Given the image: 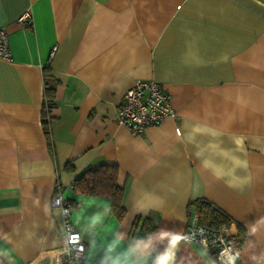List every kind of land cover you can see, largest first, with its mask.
<instances>
[{"label":"crops","instance_id":"0c3cea01","mask_svg":"<svg viewBox=\"0 0 264 264\" xmlns=\"http://www.w3.org/2000/svg\"><path fill=\"white\" fill-rule=\"evenodd\" d=\"M26 9L32 23L21 26L16 18ZM0 25L11 54L0 59V250L14 264H55L63 222L51 205L57 183L73 203L85 264L108 257L140 264L146 256L153 264L169 247L161 234H182L195 215L188 202L197 198L230 218L237 264H264V0H0ZM45 66L56 79L48 135ZM136 79L159 82L175 110L141 134L115 120ZM238 136L243 152L233 143ZM224 150L248 161L235 172L242 186L203 166L208 159L227 172ZM99 164L117 166L121 219L107 197L72 189L73 179ZM145 217L153 223L147 232ZM175 264L222 263L199 243L181 241Z\"/></svg>","mask_w":264,"mask_h":264},{"label":"built area","instance_id":"2783aa9c","mask_svg":"<svg viewBox=\"0 0 264 264\" xmlns=\"http://www.w3.org/2000/svg\"><path fill=\"white\" fill-rule=\"evenodd\" d=\"M16 22L21 26L31 25L32 16L29 9L22 11L16 18ZM55 50L56 46H53L48 55V62L54 56ZM10 58L8 30L6 26L0 25V59L9 60ZM167 115H175L168 91L153 79H136L124 90L115 120L118 124L127 126L131 133L141 134L147 127L158 124ZM73 182L74 179L71 186ZM51 205L60 209L63 219L62 239L56 252L55 264H85L86 245L70 219L73 203L63 196L58 183L51 192ZM227 227L221 226L215 229L200 225L197 223L195 214L185 226L182 234L187 236V240L195 241L212 250L215 258L220 263L226 264L225 250L233 255L239 253L240 250L239 239L230 238L226 233Z\"/></svg>","mask_w":264,"mask_h":264},{"label":"trees","instance_id":"16d2710c","mask_svg":"<svg viewBox=\"0 0 264 264\" xmlns=\"http://www.w3.org/2000/svg\"><path fill=\"white\" fill-rule=\"evenodd\" d=\"M43 75V102L41 106V123L45 133H49L50 109L54 105V92L56 79L50 74L49 66L42 69ZM117 166L115 164H99L86 167L74 180L72 189L75 193L86 196H103L109 199V209L117 219L123 218L125 208L123 205L124 188L117 184ZM188 206H193L197 215V223L209 228L228 226V215L206 199L190 200ZM140 217H136L132 231L136 229ZM153 228L149 218L142 219L141 229L147 232ZM240 236L242 229L239 228Z\"/></svg>","mask_w":264,"mask_h":264},{"label":"clouds","instance_id":"9594fccd","mask_svg":"<svg viewBox=\"0 0 264 264\" xmlns=\"http://www.w3.org/2000/svg\"><path fill=\"white\" fill-rule=\"evenodd\" d=\"M194 131L196 133L205 131V129L201 128L200 126H196ZM211 134L213 136H219L222 135V133H218L215 131H212ZM233 143L236 145V150L239 152H243V143H244V137H233ZM212 147H217V145H212ZM198 157L203 155V150L198 151L196 153ZM222 155L227 157L232 167L225 172L223 169L215 168L213 165V162L208 159H203L202 164L205 168H211L214 170V174L217 176V178H222L224 175H228L231 177V179L228 181L230 186H242L244 183H246V180L240 177H237L235 175L236 170L238 169H247L248 168V161L246 159L241 158V156L235 155L234 153H230L227 150L222 151ZM235 181V183H233ZM86 203H90V201H86ZM257 231V228L255 226L252 227L251 232L255 233ZM164 238H169V247L161 254H159L153 264H175V252L177 248L179 247L181 241H184L186 243L190 242L187 240V236L183 234H170L169 232H163L161 234ZM120 241L118 240L117 243ZM149 244H144V248H148ZM115 247V245H113ZM111 248L109 249V252H111ZM224 255L226 256V264H235L236 259L239 257V253L231 254L227 250H225ZM148 257H144V259L140 262V264H146ZM253 259H256V257H253ZM7 260V264H14V260L11 257L9 251L7 249L0 250V261ZM109 260H111V257L106 258L105 260L101 261V264H109ZM112 264H116L115 261L112 262Z\"/></svg>","mask_w":264,"mask_h":264}]
</instances>
